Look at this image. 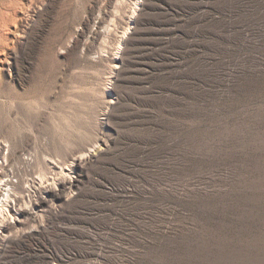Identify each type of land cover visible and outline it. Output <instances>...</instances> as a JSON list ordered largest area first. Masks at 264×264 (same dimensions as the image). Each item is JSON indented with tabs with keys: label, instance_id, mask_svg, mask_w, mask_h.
I'll list each match as a JSON object with an SVG mask.
<instances>
[{
	"label": "rangeland",
	"instance_id": "obj_1",
	"mask_svg": "<svg viewBox=\"0 0 264 264\" xmlns=\"http://www.w3.org/2000/svg\"><path fill=\"white\" fill-rule=\"evenodd\" d=\"M0 264H264V0H0Z\"/></svg>",
	"mask_w": 264,
	"mask_h": 264
},
{
	"label": "bare ground",
	"instance_id": "obj_2",
	"mask_svg": "<svg viewBox=\"0 0 264 264\" xmlns=\"http://www.w3.org/2000/svg\"><path fill=\"white\" fill-rule=\"evenodd\" d=\"M134 5H135V7H136L137 3H135ZM134 11H135V10H134Z\"/></svg>",
	"mask_w": 264,
	"mask_h": 264
}]
</instances>
